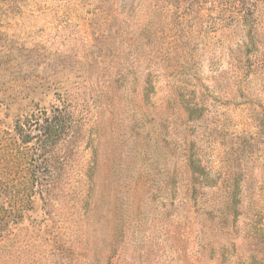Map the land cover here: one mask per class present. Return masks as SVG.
Returning <instances> with one entry per match:
<instances>
[{
    "label": "rangeland",
    "instance_id": "rangeland-1",
    "mask_svg": "<svg viewBox=\"0 0 264 264\" xmlns=\"http://www.w3.org/2000/svg\"><path fill=\"white\" fill-rule=\"evenodd\" d=\"M57 108L0 264H264V0H0V137Z\"/></svg>",
    "mask_w": 264,
    "mask_h": 264
},
{
    "label": "trees",
    "instance_id": "trees-1",
    "mask_svg": "<svg viewBox=\"0 0 264 264\" xmlns=\"http://www.w3.org/2000/svg\"><path fill=\"white\" fill-rule=\"evenodd\" d=\"M70 117L63 108H57L53 116L45 117L41 135L37 137L39 143L33 146L28 145L27 139L23 141L24 145L17 139L5 142L0 137V237L11 224L18 223L27 210L33 209L37 185L44 186L54 173V147L69 134ZM27 122L32 124L31 120ZM10 244L3 242L0 249H6Z\"/></svg>",
    "mask_w": 264,
    "mask_h": 264
}]
</instances>
